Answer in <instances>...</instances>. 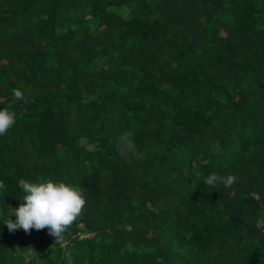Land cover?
I'll list each match as a JSON object with an SVG mask.
<instances>
[{
  "label": "trees",
  "instance_id": "trees-1",
  "mask_svg": "<svg viewBox=\"0 0 264 264\" xmlns=\"http://www.w3.org/2000/svg\"><path fill=\"white\" fill-rule=\"evenodd\" d=\"M2 108L0 264H264V0H0ZM21 178L83 190L61 244Z\"/></svg>",
  "mask_w": 264,
  "mask_h": 264
},
{
  "label": "clouds",
  "instance_id": "clouds-1",
  "mask_svg": "<svg viewBox=\"0 0 264 264\" xmlns=\"http://www.w3.org/2000/svg\"><path fill=\"white\" fill-rule=\"evenodd\" d=\"M13 100L16 102H29V97L21 88L12 89ZM17 120V114L11 108L0 109V136L12 129ZM132 133H124L117 140V149L122 153L135 152V144ZM233 175L222 176L217 173L210 174L205 183L211 187L223 185L228 188L236 182ZM23 191L21 200L23 203L18 208L9 206L10 211L7 219L3 222L7 225L9 232L23 229L29 233L32 229L37 231L48 230L49 235L55 238V244L64 241L65 233L83 215L87 205V199L83 190L63 180H40L31 181L21 178L18 181ZM3 181H0V189H4ZM15 213L16 219L11 215ZM68 264H72L71 255L67 256Z\"/></svg>",
  "mask_w": 264,
  "mask_h": 264
}]
</instances>
